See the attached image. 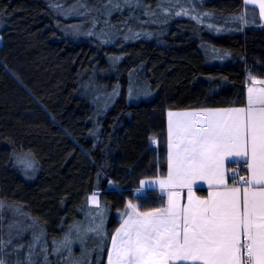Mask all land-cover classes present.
Instances as JSON below:
<instances>
[{
	"label": "trees",
	"instance_id": "16d2710c",
	"mask_svg": "<svg viewBox=\"0 0 264 264\" xmlns=\"http://www.w3.org/2000/svg\"><path fill=\"white\" fill-rule=\"evenodd\" d=\"M82 2L0 0L5 264H107L129 202L165 206L159 190L137 191L167 174V113L244 107L251 79H264V23L245 0H210L203 15L173 16L128 43L93 34L103 24L79 34L81 20L57 9ZM134 86L153 96L133 102ZM97 227L103 239L89 231ZM65 236L71 252L57 253Z\"/></svg>",
	"mask_w": 264,
	"mask_h": 264
},
{
	"label": "snow or ice",
	"instance_id": "6c2138e0",
	"mask_svg": "<svg viewBox=\"0 0 264 264\" xmlns=\"http://www.w3.org/2000/svg\"><path fill=\"white\" fill-rule=\"evenodd\" d=\"M245 2H258L259 15H264V0ZM248 93L247 110L168 113L167 176L154 182L162 192L167 189V203L141 211L129 202L127 218L111 237L108 264H264V88ZM254 97L259 109L252 106ZM230 157L246 158L249 176L239 177L242 186H236L234 170L233 186L228 185L225 162ZM200 181L212 189L206 197L195 193ZM177 188L187 190L184 203L181 193L172 190ZM91 199L98 203L95 194ZM89 231L103 239L99 227ZM53 243L57 253L71 252L68 236Z\"/></svg>",
	"mask_w": 264,
	"mask_h": 264
},
{
	"label": "rangeland",
	"instance_id": "374dc122",
	"mask_svg": "<svg viewBox=\"0 0 264 264\" xmlns=\"http://www.w3.org/2000/svg\"><path fill=\"white\" fill-rule=\"evenodd\" d=\"M73 1L74 0H63L64 4H70ZM100 1L101 0H83L82 3L84 4L80 3L81 5L76 6V8L72 7L66 9L63 7H57V9L65 18L77 16L81 20L75 27L79 34L86 35V31H89L91 27L94 28L103 24L104 26L102 28L108 26V28L105 29L100 28L105 33L93 32V34H97L101 38L108 37L110 40H116L120 38L123 39L124 43H128L130 41L129 38H134V36H143L145 34L141 33L154 31L156 30L158 24L160 25V21H163V23L168 22L171 18H173V16H176V18H181L184 16L196 15L197 13L203 15L199 8L202 7L205 2H210V0H162L165 2L162 3L160 0H139V4L137 6L136 0H132V2L127 4L124 3V0H112L111 4L108 3V0H102L103 2L105 1L106 4H102L101 7H99L97 4ZM117 1H119L118 4L116 3ZM121 3L124 6L127 5L129 7H134V9L117 10L115 6H118ZM256 5L258 6V2ZM177 12H187V14L176 15L175 13ZM1 44L2 38H0V47ZM134 89L135 92H132V95L133 98H135V101H133L135 103L139 102L140 100L150 99L153 96L152 91L150 92L148 90H143L139 87L136 88L135 86ZM154 144H156V142ZM95 195L99 203L98 193ZM98 203H93L92 199L90 198L91 205H97ZM129 212L130 209L128 208L126 211L120 214L122 221L123 219L127 218V214ZM77 230L78 237L82 239L86 233V228L79 227ZM110 250L111 243L108 256L110 254Z\"/></svg>",
	"mask_w": 264,
	"mask_h": 264
},
{
	"label": "crops",
	"instance_id": "0c3cea01",
	"mask_svg": "<svg viewBox=\"0 0 264 264\" xmlns=\"http://www.w3.org/2000/svg\"><path fill=\"white\" fill-rule=\"evenodd\" d=\"M246 3V2H245ZM248 5V4H247ZM256 8H258L259 10V5L257 6L256 4L252 5ZM260 18L262 20V22L264 23V15H260ZM253 81H264L263 78H252L251 79V83L249 84L248 88H247V96H246V105L244 107H230V108H212V110H216V109H234V108H244L245 110L248 109L249 107V93H248V89L249 88H264V84H260V83H253ZM252 106L256 109H259L261 107V105L256 102L255 97L253 98L252 101ZM201 110L204 109H192V110H171L169 112H200ZM168 112V113H169ZM168 113H167V120H168V126H169V117H168ZM169 133H168V154H169ZM246 158H241V157H230L228 160H226L225 162V168L227 169V177H228V185L229 187L233 186V179H232V172L233 170L237 173V185L236 186H242L240 181H239V176L240 174H242V172H244L243 168H242V164L244 163V160ZM168 166V165H167ZM167 176V174H166ZM166 176H159L157 178H153V179H146L144 181L148 182L144 185H142V187L137 191L139 194L144 193L145 191L149 190V189H157L159 190L161 193H163L166 197V203H167V189H165L163 192L161 191V189L159 188L158 184H155L154 182L159 180V179H164L166 178ZM199 185H202L199 186ZM199 185L194 189L195 193L197 196H201V197H206L209 192L212 190L211 188L208 187V184L206 181H200ZM173 191H178L181 193V203H184L186 201V196H187V190L186 189H172ZM199 190H204L205 193H201L199 192ZM165 203V205H166ZM107 264H108V259H107Z\"/></svg>",
	"mask_w": 264,
	"mask_h": 264
},
{
	"label": "built area",
	"instance_id": "2783aa9c",
	"mask_svg": "<svg viewBox=\"0 0 264 264\" xmlns=\"http://www.w3.org/2000/svg\"><path fill=\"white\" fill-rule=\"evenodd\" d=\"M242 168H243L244 172L242 174H240V176L248 177L249 176V173H248V171H246L245 164L242 165Z\"/></svg>",
	"mask_w": 264,
	"mask_h": 264
}]
</instances>
